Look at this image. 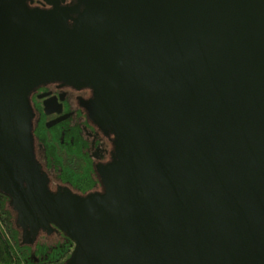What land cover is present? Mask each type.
Wrapping results in <instances>:
<instances>
[{
	"label": "water",
	"instance_id": "95a60500",
	"mask_svg": "<svg viewBox=\"0 0 264 264\" xmlns=\"http://www.w3.org/2000/svg\"><path fill=\"white\" fill-rule=\"evenodd\" d=\"M43 1L0 0V190L21 243L55 228L65 264H264V0ZM79 78L119 136L84 196L48 188L28 102Z\"/></svg>",
	"mask_w": 264,
	"mask_h": 264
},
{
	"label": "flooded vegetation",
	"instance_id": "af4514ba",
	"mask_svg": "<svg viewBox=\"0 0 264 264\" xmlns=\"http://www.w3.org/2000/svg\"><path fill=\"white\" fill-rule=\"evenodd\" d=\"M75 2L60 0L59 5ZM26 5L53 7L43 0H26ZM83 81L48 79L28 92L33 154L47 177L48 188L53 192L67 188L82 196L104 190L99 169L114 160L119 141L113 120L105 110L93 106L95 88ZM58 231L41 229L39 233Z\"/></svg>",
	"mask_w": 264,
	"mask_h": 264
},
{
	"label": "trees",
	"instance_id": "16d2710c",
	"mask_svg": "<svg viewBox=\"0 0 264 264\" xmlns=\"http://www.w3.org/2000/svg\"><path fill=\"white\" fill-rule=\"evenodd\" d=\"M9 198L0 190V264H65L74 240L61 230L50 235L40 232L33 243L22 244Z\"/></svg>",
	"mask_w": 264,
	"mask_h": 264
}]
</instances>
